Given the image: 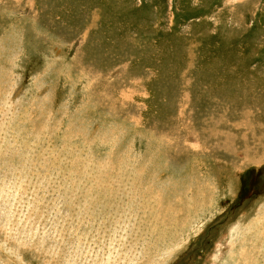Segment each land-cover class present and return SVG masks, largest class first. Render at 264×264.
<instances>
[{"label": "rangeland", "instance_id": "374dc122", "mask_svg": "<svg viewBox=\"0 0 264 264\" xmlns=\"http://www.w3.org/2000/svg\"><path fill=\"white\" fill-rule=\"evenodd\" d=\"M0 264H264V0H0Z\"/></svg>", "mask_w": 264, "mask_h": 264}, {"label": "crops", "instance_id": "0c3cea01", "mask_svg": "<svg viewBox=\"0 0 264 264\" xmlns=\"http://www.w3.org/2000/svg\"><path fill=\"white\" fill-rule=\"evenodd\" d=\"M185 245V244H184Z\"/></svg>", "mask_w": 264, "mask_h": 264}]
</instances>
